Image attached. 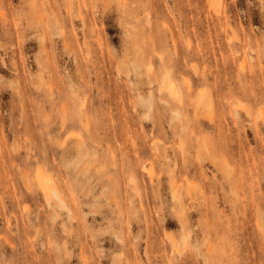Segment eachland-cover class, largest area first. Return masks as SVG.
Returning a JSON list of instances; mask_svg holds the SVG:
<instances>
[{
  "label": "rangeland",
  "instance_id": "rangeland-1",
  "mask_svg": "<svg viewBox=\"0 0 264 264\" xmlns=\"http://www.w3.org/2000/svg\"><path fill=\"white\" fill-rule=\"evenodd\" d=\"M0 264H264V0H0Z\"/></svg>",
  "mask_w": 264,
  "mask_h": 264
},
{
  "label": "bare ground",
  "instance_id": "bare-ground-1",
  "mask_svg": "<svg viewBox=\"0 0 264 264\" xmlns=\"http://www.w3.org/2000/svg\"><path fill=\"white\" fill-rule=\"evenodd\" d=\"M171 85L173 88L174 95L179 96V92L176 89V85L174 83H172ZM36 180L41 192L43 193L49 205L55 202L59 208H69L68 204L66 203V201L62 196V193L58 189V186H56L52 178L49 175H47L43 169L41 168L38 169L36 173ZM70 214H72V212Z\"/></svg>",
  "mask_w": 264,
  "mask_h": 264
}]
</instances>
